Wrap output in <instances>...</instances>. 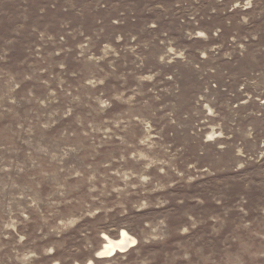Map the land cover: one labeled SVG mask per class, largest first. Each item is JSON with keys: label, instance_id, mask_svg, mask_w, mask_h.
<instances>
[{"label": "rangeland", "instance_id": "1", "mask_svg": "<svg viewBox=\"0 0 264 264\" xmlns=\"http://www.w3.org/2000/svg\"><path fill=\"white\" fill-rule=\"evenodd\" d=\"M88 262L264 264V0H0V264Z\"/></svg>", "mask_w": 264, "mask_h": 264}, {"label": "bare ground", "instance_id": "2", "mask_svg": "<svg viewBox=\"0 0 264 264\" xmlns=\"http://www.w3.org/2000/svg\"><path fill=\"white\" fill-rule=\"evenodd\" d=\"M102 246L96 253V257L99 259H109L118 253L125 252L129 248L133 247L135 240L131 238L126 232L121 231L117 237V240H112L105 235L102 236ZM87 264H90L88 262Z\"/></svg>", "mask_w": 264, "mask_h": 264}]
</instances>
